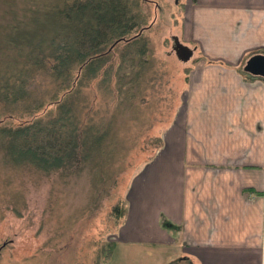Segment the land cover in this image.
Segmentation results:
<instances>
[{
  "label": "crops",
  "instance_id": "1",
  "mask_svg": "<svg viewBox=\"0 0 264 264\" xmlns=\"http://www.w3.org/2000/svg\"><path fill=\"white\" fill-rule=\"evenodd\" d=\"M181 11L183 106L131 179L114 245L150 244L154 261L175 250L192 264H264V77L243 70L264 53V0Z\"/></svg>",
  "mask_w": 264,
  "mask_h": 264
},
{
  "label": "rangeland",
  "instance_id": "2",
  "mask_svg": "<svg viewBox=\"0 0 264 264\" xmlns=\"http://www.w3.org/2000/svg\"><path fill=\"white\" fill-rule=\"evenodd\" d=\"M124 1L134 26H148L139 36L144 38L145 61L137 57L131 67L124 59L115 70L119 43L105 63L108 74L102 71L104 77L87 84L93 93L87 116L100 121L101 133L106 130L92 144L103 151L84 159L78 147L66 166L49 169L0 151V245L5 243L0 264H192L175 250L154 261L153 247L146 243L122 242L112 248L117 240L111 208L126 202L133 175L154 152L162 129L181 111L187 74V63L171 47L181 39L183 0ZM46 4L0 0V32L14 31L13 24L21 29L42 23ZM38 80L42 82L35 78L33 83Z\"/></svg>",
  "mask_w": 264,
  "mask_h": 264
},
{
  "label": "trees",
  "instance_id": "3",
  "mask_svg": "<svg viewBox=\"0 0 264 264\" xmlns=\"http://www.w3.org/2000/svg\"><path fill=\"white\" fill-rule=\"evenodd\" d=\"M46 2L42 23L21 29L13 24L14 31L0 32L5 44L0 53L9 56L0 58V151L43 169L66 166L78 147L84 159L103 151L92 144L106 130L101 133L100 121L87 116L93 97L87 84L108 74L105 65L119 43L115 70L124 59L131 67L137 57L144 63L146 48L139 36L148 27L134 26L124 0ZM35 78L42 82L34 84ZM125 211L126 202L111 208L114 223Z\"/></svg>",
  "mask_w": 264,
  "mask_h": 264
},
{
  "label": "water",
  "instance_id": "4",
  "mask_svg": "<svg viewBox=\"0 0 264 264\" xmlns=\"http://www.w3.org/2000/svg\"><path fill=\"white\" fill-rule=\"evenodd\" d=\"M171 47L175 56L179 59H186L191 52V49L187 45L182 44L177 39L173 41ZM243 70L250 72V74L252 75L264 77V53L256 52L249 55L244 62ZM4 245L5 243L2 242L0 245V249Z\"/></svg>",
  "mask_w": 264,
  "mask_h": 264
}]
</instances>
